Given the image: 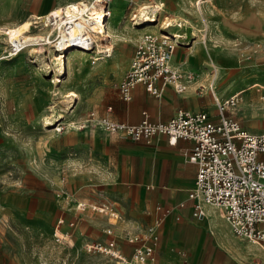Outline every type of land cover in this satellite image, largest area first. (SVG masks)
I'll use <instances>...</instances> for the list:
<instances>
[{"label":"crops","instance_id":"crops-1","mask_svg":"<svg viewBox=\"0 0 264 264\" xmlns=\"http://www.w3.org/2000/svg\"><path fill=\"white\" fill-rule=\"evenodd\" d=\"M32 1L20 0L17 12L24 9V16L30 15L29 9ZM115 1L123 6V11L129 8L126 1ZM40 2L41 0H38L34 8L39 15L41 13ZM50 3H52L51 0L49 7H53ZM193 4H191L192 9L195 10ZM176 5L190 12L184 0H178ZM218 5L219 8L213 1L195 12L204 26L200 30V38H196L198 41L193 40L192 44L182 42L179 46L183 47H179L175 54L173 51L172 67L195 75L194 81L185 91L176 93L171 86H165L161 96L154 97L149 95L142 85H136L131 91L129 101L121 100L116 92V96L111 99L97 103L94 108L97 114L119 123L137 124L142 119L143 112L150 121L158 123L168 121L175 116V113L182 110L203 112L210 121L216 122L217 111L211 109L213 103L210 104L209 99L203 97L209 93H213L218 101L239 94V104L243 102L245 106L251 103H256L254 106L260 105L258 99L250 100V97L251 90L254 88L260 90L264 87V2L261 0H223L219 1ZM205 7L209 15L214 17L208 25L205 24L204 15L201 13L205 11ZM8 9L10 11L3 13L4 17L0 16L1 23H5L10 14L14 16L15 13L13 14L11 10L16 9V6L8 7ZM109 9L111 12L115 11L112 28L122 32L120 39L124 40L125 53L133 49L131 59L139 37L124 33L126 30L124 23L121 27L119 22L122 10L119 12L115 8L111 9L110 5ZM218 9L219 12H217ZM186 22L188 21L185 18L180 21L183 26ZM207 27L210 39L208 45L205 44ZM175 28L173 29L175 33L184 34V36L189 34L187 27ZM194 36L197 37L195 34ZM200 42L205 46L199 45ZM114 54L117 58L126 56L118 52ZM180 56H183L182 59L176 60ZM209 61L216 75L217 69L221 73L220 87L217 88L219 84L216 87L219 94L215 91L216 84L210 92L209 88H212L210 83L209 93L205 91L206 93L200 95L196 90L198 85L204 82V71L211 68ZM243 90L245 92H242ZM262 90L264 95V89ZM263 95L261 96L262 103H264ZM214 97L212 96L213 101ZM203 108L205 110H201ZM252 122L255 125L257 123L256 120ZM238 123L240 124L239 121ZM255 127L250 128L249 131L242 128L251 134L264 132V129ZM79 140L80 143L69 145L71 150L76 151L78 148L80 163L83 166L79 182L81 193L72 198L76 201L86 199V202L111 205L118 218L107 222V226L102 228V234L107 229L112 232L110 236L105 233L106 240L90 239L87 224H83L80 230L70 229L69 224L73 221L67 222L66 216L64 218L59 216L65 222L58 227H56V222L59 217L55 220L50 229L53 230V234L56 229L72 231L68 236L70 240L78 239L79 236V240H85L86 244L105 243L110 239H115L117 250L122 255L130 256L135 245L127 244L121 237L126 232L137 233L150 225L157 215V207L170 208L171 213L165 217L157 231L159 237L156 246L157 264H264V253L258 247L235 237L218 209L204 206V218L196 220L192 217L191 200L187 197L188 192L194 187L196 173V166L188 159L193 147L191 141L177 140L174 145H170L167 137L156 135L149 143L134 142L108 135L99 130L90 133L89 136L82 132ZM180 203L183 206H179ZM67 204L73 210L72 199ZM67 213L69 212L66 211ZM212 213L218 217L222 229L215 228L216 223L210 217ZM65 223L67 226L64 225ZM35 231L47 230L36 229ZM76 231L85 232V234ZM64 233L69 234V232ZM100 236L103 235L97 234V238ZM20 248L17 249L18 252ZM11 250L8 243L0 244V264H37L28 262L21 254Z\"/></svg>","mask_w":264,"mask_h":264},{"label":"rangeland","instance_id":"rangeland-1","mask_svg":"<svg viewBox=\"0 0 264 264\" xmlns=\"http://www.w3.org/2000/svg\"><path fill=\"white\" fill-rule=\"evenodd\" d=\"M37 1H32L30 15L24 16V9L17 12L20 0L5 2L0 0V16L2 17H4L3 13L10 11L8 7L16 6V9L11 10L13 14L15 13L14 16L10 14L5 23L0 22V32L24 21H30L29 34H43L42 23L33 18L46 14L53 8L61 6L62 3L65 4L67 0H51L50 4L53 7H49L50 0H41L40 15L34 10ZM71 1L79 0L67 2ZM219 1L223 0H214L217 8L220 7ZM261 1L264 2V0ZM150 2L162 6L158 13V21L153 25L158 23L161 26V20L165 17L174 18L178 22L185 18L188 22L182 25V29L187 27L189 34L181 38V42L192 44L193 40L200 38V30L204 26L195 13L198 11L193 10L191 4H185L187 8H190V12L178 8L176 5L178 0H134V4L126 11L122 10L123 6L118 5L117 1H112L111 9L115 8L119 12L122 10L119 22L121 27L124 23L125 34L140 38L143 32L147 31L133 29V25L128 20V14L131 10L132 13H136L139 6ZM111 13L113 18L115 11ZM201 13L204 15L206 25L214 20L206 7ZM112 21L111 19L110 26L114 27ZM155 28L148 31H155ZM192 37L194 39H191ZM56 38L54 34L51 35L52 42L55 43ZM209 40L207 27L206 45L209 44ZM54 43L48 49V45H45L44 49L38 50L37 53L28 52L24 55L21 51L15 56L10 54L11 47L6 43L5 35L0 33V244L8 243L12 252L21 254L30 263L117 264L114 259L105 255L87 252L84 248L86 241L79 240V236L78 239L70 240L68 236L72 231L56 229L54 235L53 230L50 229L59 216L63 218L66 216L67 222L73 221L70 229L80 230L83 224H87L90 239L106 240L105 233L102 234L101 231L107 226V222L115 219L109 209L114 210L111 205L104 203L109 209L101 214L92 209L91 206L98 205L95 202H86V199L76 201L72 198L81 193L79 182L83 166L79 159L80 151L78 148V151L71 150L69 145L80 143L79 137L82 132L89 136L90 133L102 131L96 125L82 127L84 124L81 121L89 110L98 113L94 109L97 103L116 96L117 84L128 69L133 49L126 54L124 40L119 37L113 45L111 57L94 60L93 56L96 55L97 58L103 54L83 52L76 46L73 50L76 49L81 53H67L65 57V61L67 58L69 61L65 62L67 72L60 74L56 60L59 53L55 51L57 48ZM205 44L199 43L204 46ZM34 47L38 48V46ZM179 47L183 46L179 44L174 46V54ZM114 52L123 53L126 56L117 58ZM182 57L176 60H181ZM209 64L212 67L210 61ZM213 69L209 67L204 71V82L199 84L200 89L196 90L198 94L209 93ZM217 71L216 93H218L216 87L221 76L220 71L218 69ZM193 76L195 79V75ZM219 87L220 84L217 88ZM257 89L251 90L250 100L258 99L260 105L254 106L256 103H251L245 106L242 102L227 112L229 117L237 119L248 131L254 126L264 129V103L261 101L264 87ZM72 92L77 97L70 96ZM203 97H207L210 104L213 103L212 110L216 109L210 93ZM253 120L257 121L256 125L252 122ZM57 127L58 130H56ZM70 199L74 203L73 210L67 204ZM79 203H85L83 209L77 207ZM66 211L69 213L66 214ZM214 214H210V217L216 223L215 228L220 230L223 227ZM64 225L67 226V223ZM36 229L47 231H35ZM64 232L69 234L66 235ZM81 233L85 234V232ZM97 234L103 236L97 238ZM19 248L20 252L17 250Z\"/></svg>","mask_w":264,"mask_h":264},{"label":"built area","instance_id":"built-area-1","mask_svg":"<svg viewBox=\"0 0 264 264\" xmlns=\"http://www.w3.org/2000/svg\"><path fill=\"white\" fill-rule=\"evenodd\" d=\"M112 1L91 0L79 2L78 5L84 8L86 18H89L87 13L101 9L108 19ZM123 1H126L129 7L134 4V0ZM211 1L214 0H194L193 8L199 11ZM128 15L132 24L142 20L138 13H132V10ZM149 15H152L150 11ZM88 20L90 21V18ZM140 37L128 69L117 84L118 97L129 101L131 91L136 85H142L145 91L154 97H160L165 86H171L176 93L185 91L193 81L194 74L172 67L170 62L175 46L173 41L148 30ZM69 40L83 52L95 53L97 50L95 42L84 32ZM10 47V54L15 55L17 49L11 45ZM98 54H103L100 58H104L108 57L109 53L103 50ZM214 76L212 73L210 79L213 80ZM239 102V94L221 102L214 97L216 122L210 121L203 112L180 110L168 121L158 123L150 121L143 112L142 119L137 124L119 123L100 116L95 111H89L81 123L84 124L82 127L96 125L108 135L134 142L149 143L156 135L167 137L170 145H174L177 140L191 141L193 147L188 159L196 166V173L194 187L187 197L191 200L192 217L200 220L205 215L204 206L214 207L220 211L235 237L258 247L264 253V132L251 134L243 129L238 121L227 115L228 110L234 109ZM84 206V203L77 205L81 209ZM179 206L183 204L180 203ZM91 207L101 214L109 209L104 203ZM109 210L114 218H118L117 214ZM170 213V208L157 207V215L150 225L137 233L126 232L121 237L127 244L135 245L130 256L122 255L117 250L115 239L105 243H87L84 248L87 252L114 259L117 264H157V231ZM63 222L64 220L59 218L56 227ZM69 225L72 226L73 223ZM105 233L110 236L112 232L107 229ZM55 239L57 240V237Z\"/></svg>","mask_w":264,"mask_h":264},{"label":"bare ground","instance_id":"bare-ground-1","mask_svg":"<svg viewBox=\"0 0 264 264\" xmlns=\"http://www.w3.org/2000/svg\"><path fill=\"white\" fill-rule=\"evenodd\" d=\"M79 2L85 1L79 0L66 2L65 4L62 3L63 5L60 4L61 6L53 8L42 16H35L33 19L39 20L42 23V27L44 30L43 34H29V28L31 26L30 21H24L19 25L6 28L0 33L1 35H5V41L7 44L14 46L17 49V53L15 54V56L21 51H23L22 53L24 55L28 52L37 53L38 50L40 51L41 49H44L45 45H48V49L50 48L49 46L54 43L51 41V35L54 34L55 36H57L54 46L57 48L55 51L59 53V57L56 58V60L58 66L57 68L58 70H60V74H65V72H67L65 62L69 61L68 58L67 61H65L66 54L81 53V51H78L76 49L73 50L76 45L74 46L73 42L69 40L78 33L84 32L88 34L89 37L95 42V44L97 45V50L94 51L95 53H99L105 50L109 53L107 54L108 58L111 57V55L113 54V45L116 42L117 38L121 37L122 33L110 26V20L112 19L111 11L110 17L108 19L103 15L101 9L96 10L94 13H87L86 15H89L90 18L89 21V18L85 17L84 8L79 7ZM212 2L213 1H211L210 3ZM184 3L186 5L193 4L191 0H184ZM137 9V12L139 13V16L142 20L138 23H131V25H133V29H137L138 31L143 32L144 30L156 27L154 33L161 34L162 36H164V38L172 40L174 45L182 44L180 39L184 37V34L175 33L173 31V28H175L176 25H178L177 28L182 27V24L178 22V20L165 17L163 20H161V26L158 23L156 25H153V23H156L158 21V13L162 9L161 4H152L150 2L149 4L139 6V8ZM149 11L152 15L148 16ZM34 46H38V48H35ZM78 47L79 46H77V48ZM95 56H93L94 60L103 59L100 57L96 58ZM213 75L215 76L213 80L211 79L212 88H209L210 92H212L211 89L214 88L213 86L218 76L216 75L215 69ZM59 81H61V79ZM211 94L214 97V94ZM70 96L75 98L76 95L72 92ZM71 99L72 101H75V99ZM56 130H58V127Z\"/></svg>","mask_w":264,"mask_h":264}]
</instances>
